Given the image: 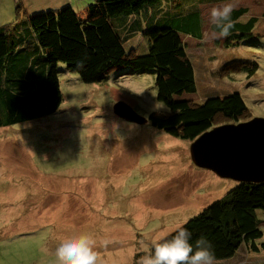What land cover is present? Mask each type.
Returning <instances> with one entry per match:
<instances>
[{
    "label": "rangeland",
    "instance_id": "374dc122",
    "mask_svg": "<svg viewBox=\"0 0 264 264\" xmlns=\"http://www.w3.org/2000/svg\"><path fill=\"white\" fill-rule=\"evenodd\" d=\"M17 2L28 13L26 1ZM235 4L259 19L253 36L235 46H227L225 38L211 39L205 11L203 40L185 37L184 42L197 76V93L190 98L203 102L240 93L252 112L241 119L244 123L264 118V0ZM87 6L80 8L82 19ZM66 7L72 6L60 9ZM17 15L13 0L0 3V26L14 23ZM146 47L143 35L125 44L138 55L146 54ZM51 49L48 53L55 54ZM247 63L258 65L250 79L244 72H222ZM58 69L59 109L37 121L0 128V264H57L54 253L61 241L80 234L111 241L96 248L103 264H139L144 245L151 248L153 240L238 185L197 167L191 142L147 122L151 112L167 111L157 98L154 72L121 68L104 82L86 84L63 62ZM120 103L146 122L118 117ZM223 122L217 127L227 125ZM216 264H264V253L243 245L235 257Z\"/></svg>",
    "mask_w": 264,
    "mask_h": 264
},
{
    "label": "trees",
    "instance_id": "16d2710c",
    "mask_svg": "<svg viewBox=\"0 0 264 264\" xmlns=\"http://www.w3.org/2000/svg\"><path fill=\"white\" fill-rule=\"evenodd\" d=\"M224 2L94 0L85 19L73 7L29 15L18 5L16 21L0 26V128L37 121L59 109L60 62L86 84L104 82L121 68L154 72L157 98L167 111L151 112L147 122L177 139L193 143L220 122L239 124L252 113L240 93L203 102L190 98L197 93V76L184 38L203 40L202 7ZM153 11L154 18L149 15ZM249 13L248 8L233 12L227 46L253 36L259 19ZM138 35L148 41L146 54L125 49ZM51 47L55 54L48 53ZM227 69L250 79L258 65L235 64L222 72ZM183 226L192 233L194 246L200 237L211 242L216 261L235 257L243 245L251 253H264V182L238 183Z\"/></svg>",
    "mask_w": 264,
    "mask_h": 264
},
{
    "label": "clouds",
    "instance_id": "9594fccd",
    "mask_svg": "<svg viewBox=\"0 0 264 264\" xmlns=\"http://www.w3.org/2000/svg\"><path fill=\"white\" fill-rule=\"evenodd\" d=\"M236 7L233 0H226L208 10L209 23L216 30L211 33V39H224L231 35L235 26L232 14ZM191 237L192 233L178 224L172 233L153 240L151 248L143 246L145 255L140 258L139 264H216L211 242L200 237L194 246L190 242ZM110 243L109 240L98 242L90 234H80L61 241L54 254L57 264H103L96 248Z\"/></svg>",
    "mask_w": 264,
    "mask_h": 264
},
{
    "label": "water",
    "instance_id": "95a60500",
    "mask_svg": "<svg viewBox=\"0 0 264 264\" xmlns=\"http://www.w3.org/2000/svg\"><path fill=\"white\" fill-rule=\"evenodd\" d=\"M118 117L144 124L146 120L120 103ZM193 163L222 178L238 183L264 182V118L215 127L201 135L190 148Z\"/></svg>",
    "mask_w": 264,
    "mask_h": 264
},
{
    "label": "crops",
    "instance_id": "0c3cea01",
    "mask_svg": "<svg viewBox=\"0 0 264 264\" xmlns=\"http://www.w3.org/2000/svg\"><path fill=\"white\" fill-rule=\"evenodd\" d=\"M4 1V0H0V3ZM26 1V9L28 11V14L29 15H34V14H37V13H40V12H46L48 10H57V9H60L61 7H63L64 5H71L73 7V9L78 12V13H81L84 8L82 10H80V8L84 7V6H87V4H89V2H93L94 0H25ZM248 0H235L233 1L234 3L235 2H246ZM222 3H213V4H209V5H205L202 7V11H203V14L205 11L208 12V10L210 8H212L213 6H220ZM18 7V2L17 0H13V6ZM155 12H150V16L152 18H154ZM250 16H254L256 17V15H250ZM262 16H264V12L262 14ZM157 17V16H156ZM10 21V20H8ZM6 21V22H8ZM13 22V21H11ZM9 23V22H8ZM4 25V24H3ZM191 38V37H190ZM193 41H202V40H197V39H194V38H191Z\"/></svg>",
    "mask_w": 264,
    "mask_h": 264
}]
</instances>
